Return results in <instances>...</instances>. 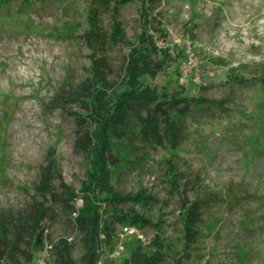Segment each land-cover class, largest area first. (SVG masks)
Masks as SVG:
<instances>
[{
  "label": "rangeland",
  "instance_id": "1",
  "mask_svg": "<svg viewBox=\"0 0 264 264\" xmlns=\"http://www.w3.org/2000/svg\"><path fill=\"white\" fill-rule=\"evenodd\" d=\"M92 1L0 0V219L29 221L35 204L43 203L49 211L43 222L45 242L67 240L75 264H85L83 233L75 224L78 213L65 212L40 188L51 164L57 194L56 174L75 191L87 179L89 156L77 142L90 130L84 101L91 93L92 51L85 33ZM143 1L121 7L125 42L114 46L107 41L96 52L108 64L113 90L121 88L128 54L138 43ZM152 7L149 33L172 61L143 83L168 100L201 102H192L185 115L169 110L183 127L176 149L146 140L142 123L132 117L113 137L109 161L114 190L120 195L145 190L153 200L103 202V222L136 213L161 226L143 229L139 250L136 243L128 248L132 237L119 258H109L106 249L104 264H122L139 251L153 255L156 236L165 253L160 264H264V86L255 80L264 70V0H154ZM99 14L109 36L113 12L101 7ZM246 79L251 82L240 84ZM159 125L164 132L162 117ZM174 169L183 176L179 185ZM184 200L202 202L189 256L183 249ZM80 205L78 201L75 207ZM121 225L115 223V234ZM20 251L30 252L27 244ZM103 253L96 241V263ZM6 255L0 241V264H15L19 258ZM50 257L54 264L55 253Z\"/></svg>",
  "mask_w": 264,
  "mask_h": 264
},
{
  "label": "trees",
  "instance_id": "2",
  "mask_svg": "<svg viewBox=\"0 0 264 264\" xmlns=\"http://www.w3.org/2000/svg\"><path fill=\"white\" fill-rule=\"evenodd\" d=\"M130 1L93 0L88 12L89 30L85 33V39L92 51V85L91 93L87 96L84 104L90 112L88 114L90 130L81 135L77 142V146L87 152L89 156L87 179L83 182L81 189L75 191L63 181L60 174H56L60 180V192L57 194L51 177L57 172L51 164L47 173L48 181L40 188L43 194L50 195L56 203H61L65 212L69 214L78 213L75 224L83 233L85 264H97L95 243L99 240L102 231L105 236L104 242L107 246H112L116 222L122 223V225L136 226L142 230L149 226L160 229L161 226V224H153L150 220L136 213H120L116 215L115 221L103 222V209L100 205L103 202L119 205L123 203H150L153 200L150 195L146 194L145 190L128 195H120L114 190L111 185L112 169L109 161L113 137L120 135L126 129L125 122L129 117H132L142 123L141 134L146 140L159 145L168 142L171 148L176 149L181 142L183 127L172 120L169 110L177 109L179 114L185 115L192 102H201L190 97L178 99L173 97L168 100L165 95L160 96L156 89L143 83L146 76L156 78L172 61L171 55L160 49L155 37L149 33L150 14L154 0H144L142 3V31L138 36L137 45L128 54L125 75L119 85L121 88L113 90L114 87L106 76L108 64L103 58L97 59L96 52L107 41L114 46L125 42L126 35L119 16L121 7ZM101 7L113 12L114 24L109 36L100 26L99 9ZM255 80L264 86V70L261 77ZM249 82L251 80H240V84L244 85ZM111 90L113 91L111 92ZM159 117L164 119V132L160 129ZM172 176L176 180L175 185H179L183 176L178 175L175 169L172 170ZM187 184L186 182L185 186ZM187 189L186 186L185 191ZM78 201L81 202V205L77 208L75 205ZM186 201H183L185 211L181 215V220L184 231L183 249L186 252L185 255H188V252L193 250L198 234L196 227L202 216V202L196 200L188 204ZM48 213L49 211L43 203H36L35 211L29 221L16 224L6 223L0 219V241L3 244L5 255L6 253L15 257L19 255L15 264H28L33 260L34 253L44 246L46 229L43 227V222L47 219ZM50 220H54V217H51ZM26 237L28 238L27 243L24 241ZM134 243L137 244L136 248L139 250L140 241L136 238L130 241L128 248ZM153 243L157 247L153 255L148 256L139 251L135 257L124 259L122 264L162 263L165 253L160 237L156 236ZM24 244H27L30 250L29 254L20 251V247ZM72 251L73 246L67 240H59L54 244L56 255L54 264H75Z\"/></svg>",
  "mask_w": 264,
  "mask_h": 264
},
{
  "label": "built area",
  "instance_id": "3",
  "mask_svg": "<svg viewBox=\"0 0 264 264\" xmlns=\"http://www.w3.org/2000/svg\"><path fill=\"white\" fill-rule=\"evenodd\" d=\"M144 232L142 229L131 226L128 224H124L121 226L119 231L115 234L114 239H116V243L113 246L109 247L104 242V233L103 231L100 234L98 243L100 245V248L102 249L103 255H99L98 257V264H104L105 260L103 256H106L107 253L110 254L109 258H119L127 251V240L129 237L136 238L137 240H144ZM54 243L51 242H45L44 246L39 250L36 257L33 258V260L30 262V264H51V257L50 254L54 252ZM106 249H109V252L106 251ZM107 252V253H106ZM99 254V253H98Z\"/></svg>",
  "mask_w": 264,
  "mask_h": 264
}]
</instances>
